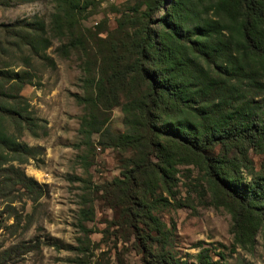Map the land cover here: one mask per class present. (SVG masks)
Returning <instances> with one entry per match:
<instances>
[{"label":"trees","instance_id":"1","mask_svg":"<svg viewBox=\"0 0 264 264\" xmlns=\"http://www.w3.org/2000/svg\"><path fill=\"white\" fill-rule=\"evenodd\" d=\"M144 6L128 20L132 32L102 41L97 83L99 98L111 89L125 116L126 131L111 142L132 155L121 181L125 212L136 235L154 233L148 242L161 252L152 264H173L167 247L175 227L157 211L171 206L162 192L182 206L174 176L179 165H192L205 178L204 197L231 216L232 250L252 249L264 236V171L256 172L250 157L264 155V0H145ZM161 9L165 14L153 22ZM0 35L24 60L21 72L0 69V199L16 185L40 196L37 182L12 163L33 152L17 134L36 137L41 128L46 134L21 93L33 84L34 60L56 68L47 54L52 42L41 19L0 24ZM4 121L14 134L5 133ZM198 248L195 264H220Z\"/></svg>","mask_w":264,"mask_h":264},{"label":"rangeland","instance_id":"2","mask_svg":"<svg viewBox=\"0 0 264 264\" xmlns=\"http://www.w3.org/2000/svg\"><path fill=\"white\" fill-rule=\"evenodd\" d=\"M144 2L73 0L66 6L56 0H0V24L44 22L52 42L47 54L56 63L52 69L34 60L33 84L21 93L46 134L42 128L36 137L17 134L33 152L26 162L12 164L37 182L40 196L16 185L0 199V264H152L161 252L148 242L154 233L136 235L125 212L121 181L132 155L111 146L114 135L126 131L125 116L111 89L100 99L97 86L106 49L102 41L132 32L128 20L140 15ZM160 11L153 22L165 14ZM122 23L127 26L120 30ZM23 63L0 35V69L21 72ZM3 127L14 134L10 123ZM250 157L255 171H264V155L251 152ZM177 169L173 191L183 204L162 192L171 206L157 211L175 227L167 247L172 263L195 264L202 245L220 264H264V236L252 249L232 250L231 216L204 197L207 184L200 170ZM144 246L152 254L144 253Z\"/></svg>","mask_w":264,"mask_h":264}]
</instances>
